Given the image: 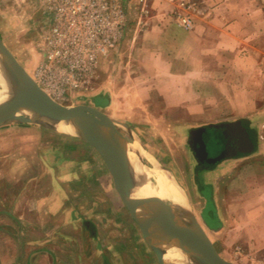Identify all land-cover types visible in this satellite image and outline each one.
<instances>
[{
	"label": "crops",
	"instance_id": "obj_1",
	"mask_svg": "<svg viewBox=\"0 0 264 264\" xmlns=\"http://www.w3.org/2000/svg\"><path fill=\"white\" fill-rule=\"evenodd\" d=\"M242 15L235 12L213 16L205 26L190 30L167 23L162 16L141 37L139 49L149 47L151 39L156 41L154 59L158 64L154 70L145 71L144 78L170 83L168 93H160L161 97L235 100L233 107L207 105L206 112L238 116L205 123L192 132L193 137L197 135L205 143L207 155H199V162L203 170L210 172L209 179L217 173L220 176L219 172L231 162L264 161V155L256 153L264 126V106H259L264 97V45H258L256 40L262 29L256 21L245 27L238 19L250 16ZM258 16L251 17L262 18L263 13ZM219 19L222 25L214 26ZM213 28H217L215 35ZM195 82L204 83V89L192 90ZM9 135L0 141V150H7L0 152V264H160L143 233L155 257L130 249L125 237L115 240L123 242L120 246L125 245V249L112 251L113 247L100 246V218L106 222L115 205L100 207V202H108L110 177L103 169L97 171L101 163L90 146L95 147L86 139L38 125L14 127ZM25 147L30 148L28 152H21ZM89 148L92 151L83 156ZM79 179L96 184L88 198H83L86 191L78 188L82 184L76 185ZM202 179L197 191L206 201L201 186H211L213 182ZM261 180L264 182V178ZM261 208L264 202L258 204L257 209ZM52 225L82 233L67 235L59 229L51 230Z\"/></svg>",
	"mask_w": 264,
	"mask_h": 264
},
{
	"label": "rangeland",
	"instance_id": "obj_2",
	"mask_svg": "<svg viewBox=\"0 0 264 264\" xmlns=\"http://www.w3.org/2000/svg\"><path fill=\"white\" fill-rule=\"evenodd\" d=\"M185 1L193 6L192 29L198 25L200 28L205 26L213 16L238 12L239 15L250 16L238 19L245 27H250L256 21V25L262 29V34H259L256 40L258 45H264V0ZM172 7L167 0H155L147 5L140 0H128L129 23L123 40L115 51L101 60L97 80L92 83L90 91L83 96H72L57 101L70 106L89 105L103 111L129 141L140 144L145 164L151 167L154 162H158L169 169L178 185L183 187L185 195L187 194L192 220L199 226L203 237L222 257L234 264H264V209H257L258 204L264 202V182L261 180L264 178V161L253 162L247 158L250 160L231 162L224 168L225 170L219 172L220 176L217 173L209 179L210 172L203 170L199 162L198 139L201 137L197 135L193 137L192 133L205 123L225 121L238 116L234 113L206 112L207 105L233 107L235 100L230 97H161L160 93H168L166 90L170 88V83L144 78L145 71L154 70L158 62L154 59L157 52L154 46L156 41L151 39L149 47L139 49L141 37L145 30L162 16L167 23L180 26L167 16ZM260 12L263 13L262 18L251 17L252 15L257 17ZM45 21L40 0H0V38L28 72L38 59L37 41ZM221 25L220 19L214 24L216 27ZM216 32L217 28H213L212 35ZM0 66L10 72L3 61L0 62ZM262 75L264 79V71ZM191 89L201 91L204 89V83H192ZM259 106H264V97ZM58 122H54L51 127L56 130ZM261 124L264 125V121ZM31 126L29 124L2 126L0 141L5 139L2 137L10 138L9 132L14 127ZM260 133L262 137L258 138L256 153L264 155V126ZM20 137L16 136V139ZM90 147L96 151L101 163L97 171L100 173L103 169L110 177V181L107 178L109 187L106 183L104 186L109 188L110 195L106 198L108 202H100V207L115 205V210L110 212L106 222L100 218L103 222L100 225L99 220H96L100 225L99 233L103 241L99 243L100 246L113 247L111 250L117 251L125 249L124 246L130 244V249L143 250L155 257V253L144 241L141 229L113 187L112 176L102 156L95 148ZM28 149L30 148L25 147L20 151L27 153ZM92 149L85 150L83 156H87ZM0 152L6 153L7 150L4 148ZM34 174L31 173V176ZM203 177L213 182L211 186H201L202 194L207 197L206 201L197 191V184L203 183ZM77 184H82V187L78 188L88 193L82 195L83 198H88L90 191L96 188L95 182L91 183L90 179H79L76 181ZM185 188H188V191ZM50 229H59L60 233L67 235L82 233L74 228H58L55 225L50 226ZM124 237L125 245L120 246L123 242L115 240L122 241ZM127 240H130V243H127ZM82 245L87 246L86 242Z\"/></svg>",
	"mask_w": 264,
	"mask_h": 264
},
{
	"label": "built area",
	"instance_id": "obj_3",
	"mask_svg": "<svg viewBox=\"0 0 264 264\" xmlns=\"http://www.w3.org/2000/svg\"><path fill=\"white\" fill-rule=\"evenodd\" d=\"M155 0H140L147 5ZM172 4L168 17L190 30L192 5ZM45 26L37 41L38 59L29 72L57 100L83 96L97 80L102 59L117 49L128 27V0H40ZM146 11L145 8H143Z\"/></svg>",
	"mask_w": 264,
	"mask_h": 264
},
{
	"label": "water",
	"instance_id": "obj_4",
	"mask_svg": "<svg viewBox=\"0 0 264 264\" xmlns=\"http://www.w3.org/2000/svg\"><path fill=\"white\" fill-rule=\"evenodd\" d=\"M0 53L8 60L14 81L22 86L24 94L5 114H0V127L10 124H29L51 127L58 121H83L86 124L85 135H81L93 145L102 156L113 179L115 187L139 225L144 238L155 251L159 263L166 264L162 244L175 245L194 255L193 264H234L222 257L219 252L201 235L191 230H182L172 224L157 209L144 206V197L137 194L138 182L126 161L112 154L109 150L112 139H118L125 145H131L115 122L100 109L89 105H65L51 98L34 81L30 73L23 67L18 58L0 38ZM2 56V55H1ZM48 121V123H46ZM59 123V122H58ZM200 156L207 155L205 143L198 139ZM200 230L199 226L197 225Z\"/></svg>",
	"mask_w": 264,
	"mask_h": 264
},
{
	"label": "bare ground",
	"instance_id": "obj_5",
	"mask_svg": "<svg viewBox=\"0 0 264 264\" xmlns=\"http://www.w3.org/2000/svg\"><path fill=\"white\" fill-rule=\"evenodd\" d=\"M2 55V56H1ZM8 65V60L0 53V62ZM0 114H5L14 108V105L24 94L22 86L14 81L12 74L0 66ZM56 124L57 129L74 136L85 135L86 124L83 121H67ZM110 152L126 161L133 171L138 182L137 194L144 197V206L157 209L172 224L182 230L189 229L196 235H201L200 230L191 218L187 196L175 181L169 169L158 162L153 166L145 164L142 149L139 143L132 142L125 145L118 139H112ZM164 253L166 264H193L194 255L171 245H160ZM199 264H205L201 262Z\"/></svg>",
	"mask_w": 264,
	"mask_h": 264
},
{
	"label": "flooded vegetation",
	"instance_id": "obj_6",
	"mask_svg": "<svg viewBox=\"0 0 264 264\" xmlns=\"http://www.w3.org/2000/svg\"><path fill=\"white\" fill-rule=\"evenodd\" d=\"M199 155V154H198Z\"/></svg>",
	"mask_w": 264,
	"mask_h": 264
}]
</instances>
